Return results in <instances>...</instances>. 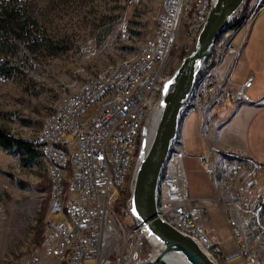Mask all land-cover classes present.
I'll return each mask as SVG.
<instances>
[{"label": "rangeland", "instance_id": "obj_1", "mask_svg": "<svg viewBox=\"0 0 264 264\" xmlns=\"http://www.w3.org/2000/svg\"><path fill=\"white\" fill-rule=\"evenodd\" d=\"M19 2L27 14L37 22L38 30L44 38L50 41L48 45L66 48L53 55H49L50 50L48 51V49L37 53H29L23 49L17 50L12 57H9V60L12 65L18 67V71L9 78L0 77V128L5 129L15 137L30 141L36 139L35 137L47 117L64 98L69 99L83 84L100 73L122 63L128 65L135 62V57L138 56L140 50L154 39L155 25L166 0H19ZM249 3H251L250 6ZM244 4L243 11L237 13L239 18L236 17L237 20H241L240 25L222 33L217 39L221 42L217 43L216 41L210 53L212 54L213 50L222 49L228 43H233L242 48L240 49V57L233 60V57L223 50L219 57L211 56V61L212 59L214 61L208 63L209 55L198 72L195 84L197 85V80L203 76L204 71L210 73L211 70L213 75H217V78L212 80L214 82L219 81L221 77L228 78L226 73L233 64L234 68L231 69L233 82H242L248 72L254 75V88L250 89L247 95L251 97L249 101H257L260 97H264V66H262L263 72L254 65H252L254 70L250 69L249 65L241 58L243 45L250 31L243 30L242 24L246 13H248L247 10H252L255 6V0H247ZM188 21L190 23V20ZM253 23L254 26L264 23V9L258 13ZM232 29L240 30L232 32ZM180 30L167 61L159 70L160 78L167 79L170 77L181 60L194 49L195 40H189L187 34L185 36L182 26ZM254 30L255 27L252 34H254ZM229 32H232L231 36L225 39V34ZM205 63L206 65H204ZM156 64L154 65L155 68L157 67ZM259 78L263 82H260ZM195 84L190 95L193 91L196 93L198 90L195 88ZM230 86H228L230 91L235 88ZM157 96L156 100L158 101L160 95L157 94ZM249 101L239 102L250 103ZM228 102L225 104L228 105ZM253 105L261 106L260 103ZM220 106L210 109L206 128L202 130L206 115L204 110L207 107L204 100L200 109L181 116L176 135L181 136L182 148L186 149L184 151L187 154L186 157L189 158V163L184 162L187 192L191 197L210 199L218 197L221 204L220 208L214 201L209 203L208 213L210 210L218 212L217 214L209 213V224L216 229L218 234L223 232L224 238L219 241L225 245L228 238L231 249L229 247V251L227 249L223 251L218 239L208 231L207 233L213 239L220 253L232 257L235 255L236 248L230 238L228 220H225L222 210H230L229 200H232L234 196L227 192V184H224V181H227V176L223 175V172L225 173L223 166L227 164V160H235V153H227L228 156L221 154L222 152L237 151L244 156L247 155L236 148H226L219 151L220 149H216L211 143L206 155L209 150L215 153L214 157L218 167H216V173L213 170L212 178L215 176V182L203 171L200 163L194 157L195 154L204 153L208 143H210V139L206 135L207 125L214 117L217 108H221ZM198 112L201 113L202 119L200 129ZM186 116V125L196 126L195 122H198V130L201 133L196 135V127L191 128L192 130L195 129V134L189 132L192 135L185 137L183 143L180 124ZM72 137L73 135L70 134L65 139L70 140ZM141 141L142 136H139L135 153L139 152ZM43 158L41 153V166L21 165L18 156L0 149V264H19L22 256L31 258L33 255H37L39 260L32 264H49L50 262L43 255L42 243L38 247L32 244L34 226L44 202L47 204L44 212V227L49 220H62L65 219V215L50 214L52 189L46 171V162ZM135 161L136 159H133L131 172H133ZM260 163L264 169V157ZM220 171L222 174L219 175ZM130 182L131 176L123 184V188L113 187L110 189V197L112 201L116 202L114 212L121 218L122 206L120 201L123 193L129 192ZM261 182L264 185V171L261 172ZM65 183L66 180L63 185ZM231 184L237 186L235 183ZM66 196L65 188L61 197L65 198ZM222 221L227 227V235ZM122 223L127 226V218L122 219ZM252 234L253 232L249 233V236ZM242 241L245 242V239ZM141 244L142 254H145V257L141 254V262H145L153 257V247L144 236L141 237ZM249 246L253 247H251V259L254 260V263L258 261L260 264L261 260L264 261V242L257 240L249 243ZM144 247H146V253H144ZM112 257H115V254ZM84 264H95V261L86 260ZM157 264L165 263L159 262Z\"/></svg>", "mask_w": 264, "mask_h": 264}, {"label": "built area", "instance_id": "obj_2", "mask_svg": "<svg viewBox=\"0 0 264 264\" xmlns=\"http://www.w3.org/2000/svg\"><path fill=\"white\" fill-rule=\"evenodd\" d=\"M210 2L211 0H166L165 6L162 7V17L158 25H155L154 39L151 40V47H158V55L150 56V47L139 66L119 70L116 75L108 78L97 79L84 94L64 99L62 113L46 120V132L41 139L30 140L40 151L55 154V165H50L49 174L51 193H55V204H50V214H59L58 203L62 202L61 169L66 163H62L61 152L70 151V163L75 165L74 187H71V204L68 206L75 214V223H67L66 219L49 220L46 223L42 249L44 257L50 260L49 264H60L69 238H79V245H76L75 252H72V264H84L86 260H94L95 264L141 262L142 226L123 206V215L127 218V226H130V237H127V247H122V259L111 257V247H114L115 242H119V235H123V232H118L117 226L113 224L116 202L110 197V189L114 184H124L126 176H132L128 169V159L137 157V153H133V127H136L139 110H148L149 118L157 103V100L147 102V108H139V101L144 100L146 87L157 71H152V77H147V80H141L138 91L128 90V82L137 77L138 72L150 70L152 62H159V69L164 66L179 33L178 22H183V17H190L187 29L190 30L191 41L195 40L207 17ZM255 6L258 15L264 9V0H255ZM257 15L250 18L243 30H250ZM236 30L232 29V32ZM232 32L225 34V39L231 36ZM240 49L242 48L228 43L220 50H213L208 63L211 56L219 57L223 50L235 60L240 57ZM213 61L212 59L211 63ZM232 68L233 64L226 73L228 78L222 77L217 82L212 81L216 79V75L210 70L203 92L199 94L195 105H192L193 112L200 109L204 100L206 101L202 130L206 128L210 109L222 105L226 99L233 103L245 102L246 91L252 87L254 75H249L242 85L230 91L228 86L231 84ZM263 102L264 97L250 103ZM91 107H98V114H91ZM70 134L73 135L72 139L66 140L65 137ZM225 153H235V160H227V181H224V184H227V192L240 204L245 205V218H252L253 224H256L257 236L264 239V213H259V204L264 203V185L261 182V172L264 169L254 159L237 151ZM186 155L181 138V144H175V154L171 155V169L158 179V184H164V197H157V206L165 207V221L169 224L186 225V232L181 233L194 241L195 237H205L209 248L215 249L220 255V264H253L251 247L248 245V250H241L242 236L240 232L233 231V223L225 210L222 212L225 220H228L229 235L235 244L236 252L232 257H228L216 248L203 221L211 201L219 208L221 204L219 199L191 197L188 194L183 167ZM214 155L215 153L209 150L206 156L199 157L203 171L210 178L213 175ZM128 189L130 190V187ZM38 260L37 255L31 258L22 256V262L19 264H32ZM260 264H264V261L261 260Z\"/></svg>", "mask_w": 264, "mask_h": 264}, {"label": "water", "instance_id": "obj_3", "mask_svg": "<svg viewBox=\"0 0 264 264\" xmlns=\"http://www.w3.org/2000/svg\"><path fill=\"white\" fill-rule=\"evenodd\" d=\"M245 0H211L207 17L195 37L194 49L185 56L162 84L159 99L148 120L143 124L140 150L131 176L126 209L142 226L144 238L153 247L162 249L155 257L137 264L164 262L173 252L186 264H217L189 236L181 233L157 214V184L163 164L174 140L184 103L191 94L198 72L210 55L217 39L227 30ZM260 105L264 107V104ZM157 117V126L147 145L145 130Z\"/></svg>", "mask_w": 264, "mask_h": 264}, {"label": "bare ground", "instance_id": "obj_4", "mask_svg": "<svg viewBox=\"0 0 264 264\" xmlns=\"http://www.w3.org/2000/svg\"><path fill=\"white\" fill-rule=\"evenodd\" d=\"M210 8V7H209ZM254 8V9H253ZM251 9L247 10L248 13H246V17L243 21L242 28L246 26V23L249 22L250 18L257 15V6H254ZM251 10V11H250ZM241 11V10H240ZM238 14L236 15V17ZM162 17V10L159 13V17L157 20L161 19ZM239 18V16H238ZM190 17H183V22H178V32L182 26L185 31V36L187 34L188 39L191 40V33L190 30L187 29V24H190L189 21ZM188 30V31H187ZM181 31V30H180ZM179 36V35H178ZM177 36V37H178ZM177 40V39H176ZM221 41H217V43H220ZM176 43V41H175ZM216 46V45H215ZM151 47V42H149L145 47L140 50L138 53V56L135 57V62L129 63L128 65L126 63H122L120 65H117L115 67H112L106 72H102L99 75L93 77L90 79L87 83L83 84L79 90H77L73 95H81L84 94L85 91L89 90V87L92 86L94 82H96L97 79L100 78H108L112 75H116L119 70H128L135 68L136 66H139L140 61H142L143 56L147 54L148 48ZM158 55V47H151L150 48V56H157ZM157 63V67L155 68L154 65ZM159 62H152L150 64V70H144L137 73V77H134L131 79L130 82H128V90L131 91H138L141 85V80H147V77H152V71H157L154 75L153 79L150 81L149 86L146 87L145 94H144V100L139 101V108H147V102H154L156 101V98L158 97L157 94H159V89L161 84L164 82L162 77L160 78L159 74ZM203 72V71H202ZM209 72L205 71L202 73V77H199L197 80V85L195 84V88L198 89L197 92L193 91L192 95L188 97L186 102L184 103L182 113L183 111H192V105H195L196 100H198L199 94L203 92V86L206 82L207 75H209ZM195 93V95H194ZM72 95V96H73ZM194 95V96H193ZM65 99V98H64ZM64 99L60 102L58 106L55 107L53 112L50 113V115L47 117L46 120L52 119L54 117H57L59 113H62V107ZM70 99V98H69ZM191 100V102H190ZM248 98L245 95V102H247ZM91 114H98V107H91ZM182 116V114H181ZM147 118V119H146ZM209 119V114H207V121ZM46 120L35 137L36 139H41V137L46 132ZM148 120V110H139V118L136 119V127H133V153L136 151V143L141 132V128L143 126L144 121ZM157 117L155 115V118L150 120L147 124L146 130L144 132L145 134V140L146 144L148 145L151 141V138L155 132L156 124H157ZM179 136L176 135L174 138V142H172L171 147L169 149V154L167 159H165V162L163 164L162 170L160 172V175H165V173L168 172V169H171V155L175 154V144H181ZM34 139V140H36ZM43 159H45L46 162V171L48 172V177L50 174V165H55V154H49V151H41ZM212 153V152H211ZM61 160L62 163H66L64 165V168L61 169V186H60V197L63 194V191L66 188L67 196L65 198H62V202L58 203V212L59 214H64L65 219L67 223H75V214L71 211V187H74V175H75V165L74 163H70L71 160V153L70 151H62L61 152ZM132 163L133 159H128V169H132ZM216 161L214 157V172L216 173ZM218 168V167H217ZM223 169L225 173L223 172V175L227 174V164L223 166ZM67 170H69V173H67ZM219 175L222 174V171L218 173ZM129 176H126L124 179V183L127 181ZM215 177V176H214ZM66 180L65 185H63V182ZM65 186V187H64ZM114 187L116 188H123V184H114ZM130 187V185H129ZM122 191V190H121ZM121 194V192H120ZM157 197H164V184H157ZM217 199V198H216ZM50 204H55V193H52L51 196V202ZM227 209V208H226ZM228 211V217L229 220L233 223V231L240 232V235L242 234V240L245 239V242L241 241V250H248V245L251 242L262 240L264 242V239H261L260 236H257L256 234V224H253L252 218H245V205L240 204L238 200H233L229 204ZM50 210V208H49ZM226 211V210H225ZM259 213H264V203L259 204ZM157 214L160 218L165 220V207L164 206H157ZM122 219H126V216L123 215L122 210V218L119 217L115 212L113 214V224L117 226L118 232H123V235H119V242H115L114 247H111V257L113 254H115V259H122V247H127V237H130V226L123 225ZM168 223V222H167ZM169 224V223H168ZM174 228H176L180 232H186V225L178 224V223H171ZM252 225V227H251ZM253 234L249 236V233ZM195 242L198 244V246L203 250L209 258H211L213 261H215L217 264H220V255L215 249L209 248L208 241H205V237H195ZM259 242V241H258ZM261 243V242H260ZM76 245H79V238H69L66 241V250H63L62 252V259L60 260V264H72V252H75ZM258 245V244H257ZM262 245V244H261ZM252 247V246H251ZM262 247V246H261ZM260 247V248H261ZM253 248V247H252ZM162 249L156 247L153 245V254L152 256L155 257L158 252H160ZM252 256V255H251ZM26 258V257H24ZM30 258V257H28ZM22 262V258L19 260ZM163 263L165 264H186L184 259L182 257L178 256L177 254L173 252H167L163 258ZM253 264H258V261Z\"/></svg>", "mask_w": 264, "mask_h": 264}, {"label": "crops", "instance_id": "obj_5", "mask_svg": "<svg viewBox=\"0 0 264 264\" xmlns=\"http://www.w3.org/2000/svg\"><path fill=\"white\" fill-rule=\"evenodd\" d=\"M254 27H255L254 34H252V30L254 29ZM241 58L242 61L246 62L249 65L250 69L254 70V68L252 67V65H254L263 72L262 66H264V23H260L257 26H254L253 23L248 33V36L245 40V43L243 45ZM249 75H253V74L248 72L242 82L235 83L231 80L233 76V72H232L230 76V82H231L230 87L233 88L242 85ZM259 80L260 82H263L261 78H259ZM254 82L252 87L249 88L246 91V93L250 89L254 88ZM246 96L249 101L251 97H249V95ZM226 102H228V100H225L222 103L220 109L217 108L218 110H216V112L214 113L213 115L214 117L212 116L213 118H211L209 124L207 125L206 135L209 137L210 143H208L204 153L194 155L195 159L199 163L198 156L200 157L206 155L209 146L212 143L216 149L218 150L220 149L219 151H223V149L225 150L226 148L227 149L236 148L243 154L253 158L255 161L260 163L264 157V107L258 105L254 106L253 104L250 103H240V102L232 103L230 101L228 102V105H226L225 104ZM249 102L252 101L250 100ZM189 112L183 111L182 115H185ZM198 113L197 114L200 118V126H199L200 129L202 124V119H201V113L200 112ZM187 116L181 120V124H180V131L183 136V143L185 137L195 134V129L192 130L191 128L196 127V135L201 133V131L199 132L198 130V122H195L196 126L192 124L186 125ZM189 132H191L192 134H190ZM179 137L181 139V136ZM183 146H185V144H183ZM223 154L226 153H222L221 155ZM188 160H189L188 156L183 159V167H184V162L189 163ZM225 176H227V174H225ZM209 213L217 214L218 212L216 210H210ZM209 213L205 216V220H204L205 228L209 233H211L212 236L217 238L219 241L220 239L224 238L223 232H219L218 234L216 229L209 224L210 221L208 218ZM222 222L224 224V229L227 235V227L224 221ZM221 247L223 251L224 249H227L228 251L231 249L228 238L227 241H225V245L221 244Z\"/></svg>", "mask_w": 264, "mask_h": 264}, {"label": "trees", "instance_id": "obj_6", "mask_svg": "<svg viewBox=\"0 0 264 264\" xmlns=\"http://www.w3.org/2000/svg\"><path fill=\"white\" fill-rule=\"evenodd\" d=\"M247 0H245L246 3ZM245 4L241 11H243ZM241 20L235 19L228 24L227 29L236 28ZM48 39L44 38L38 30L37 22L27 14L19 0H0V77L9 78L18 71L16 65H12L9 57L17 50L23 49L29 53H37L48 49L49 55L59 53L66 49L60 46H50ZM0 149L18 156L21 165L41 166V152L36 145L29 140L15 137L5 129L0 128ZM9 175V174H7ZM48 180V179H47ZM49 182V180L47 181ZM129 192H125L121 198V206H126ZM47 204L41 205L40 215L37 218L33 230L32 244L38 247L42 243L44 230V212ZM146 253V247L143 248ZM142 256L145 257V254Z\"/></svg>", "mask_w": 264, "mask_h": 264}, {"label": "flooded vegetation", "instance_id": "obj_7", "mask_svg": "<svg viewBox=\"0 0 264 264\" xmlns=\"http://www.w3.org/2000/svg\"><path fill=\"white\" fill-rule=\"evenodd\" d=\"M217 156H219V155H217ZM223 156H228V154L226 153V154H223ZM212 180H213V182H215V177L214 178H212ZM216 184L214 183V186H215ZM216 198L218 199V197L216 196ZM215 198V199H216ZM233 200H235L234 198H232V200H229V204L233 201Z\"/></svg>", "mask_w": 264, "mask_h": 264}]
</instances>
